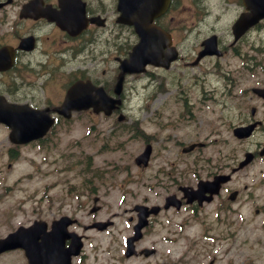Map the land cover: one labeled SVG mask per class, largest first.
Here are the masks:
<instances>
[{"label":"flooded vegetation","instance_id":"af4514ba","mask_svg":"<svg viewBox=\"0 0 264 264\" xmlns=\"http://www.w3.org/2000/svg\"><path fill=\"white\" fill-rule=\"evenodd\" d=\"M215 1L226 4L227 8L233 7L231 9L233 13L235 12L233 20L246 11L243 0ZM210 2L211 0H169L168 10L158 16L159 18L157 17L158 19L155 21L171 33L173 45L177 48H180L179 45L187 35L193 37L191 50L195 56L192 59L190 58L191 60H187L185 54L181 55L180 53L178 60L180 64L187 60L184 65H192L191 61L202 50L205 39L214 34V29L207 31L206 36L204 31V24L213 12ZM236 5L243 7H236ZM119 14L118 0H0V96L7 102L26 104L35 110L49 108V112L55 119V126L44 138L33 141L28 145L45 146L46 148L67 146V143L62 144V136L68 133V127L73 118H66L55 110L63 102L70 86L78 79L86 80V77L96 85L104 86L108 93L113 94L115 77L119 73L118 64L112 74L106 68H101L104 76L115 78L113 81H100L95 78L94 71L89 68V65H91V61L98 64L108 61L115 63L119 58H125L124 50L128 46L132 47V43H136V39L132 43L121 41L120 35H115L113 31L108 32L106 30L107 27L117 24ZM77 17L87 25L85 27L72 25L70 30H67L57 22L58 20L67 22V27H69L71 22L79 21ZM79 28H81V31L75 35L76 29ZM232 44L226 45L228 49L224 50V57L232 53L240 54L237 47H245L246 44H250V41L247 40L245 35H242L236 42L237 47H232ZM254 44L258 45L260 43L255 41ZM111 48L115 52L112 59L109 58ZM254 49L260 51L262 47L254 46ZM208 58L213 60L216 66L220 63V59L215 55ZM233 59L236 62V59ZM252 61L254 59H249L246 63L241 61L236 65L234 71L229 70L227 75L222 76V82L235 84L236 77L242 76L245 71L250 70L254 71L253 75L257 79L264 80V76L260 77V74L255 72L258 70L257 66L259 64L256 63L255 67H250ZM157 69L169 71V69L150 67L144 74L135 75L146 79V88L152 93L146 96L145 100L148 111L136 112L142 115V119L152 123L153 130L147 131L145 129V132H143L147 136L140 135L138 138L145 144L151 143L154 150L159 148L170 152L173 149H182L188 142L185 140L186 127L196 124L195 115L197 109L200 108L191 99L190 92L195 91L202 84L193 81L190 85H185L183 84L184 80L180 79L175 86L171 87L165 78L156 74ZM158 95L161 98L155 105L154 102ZM222 99L225 110L222 113V118L217 119V124L220 125L219 129L222 132L227 133L230 130L233 133L234 128L238 125H249L258 121L254 134L257 132L264 134V99L255 95L250 98L251 105H246L248 102L239 104L238 111L242 118L237 124H234L233 121L234 97L223 96ZM201 103L202 99L199 100V104ZM176 106H179L180 110L173 109ZM91 111L88 110L83 113L93 115L94 113ZM117 114L118 112H114L112 116L115 117ZM105 116L103 115V118H106ZM136 123L142 125V122L138 121ZM111 132L115 133V130L112 129ZM99 134H104L102 129H99ZM197 138L189 140V142H197ZM227 138L225 137V139ZM63 141H67V139ZM263 146L264 139L257 143L256 159L258 151ZM191 164L189 169L197 178L196 181L188 184L186 182V175L188 174L186 160L176 157L167 161L166 177L169 178L167 189L169 193L181 199L182 202L180 210L173 208L170 210L179 213L184 208H191L195 210L196 214L201 212L208 214L214 211L225 213L234 204L239 206L250 204L251 193L248 192L243 195L245 191L250 189V186L243 184L236 187L234 185L236 184L235 175L242 170L233 173L230 181L222 184L220 193L212 201L202 203L195 201L187 204L181 190L183 186L188 185L196 188L201 179L210 180L216 175L228 174L230 170L234 169L235 165L233 164L230 169L228 163L208 162V160L203 159H197ZM96 197H93V202L98 200ZM138 205L128 207L125 212L130 211L133 215L134 212L136 213V206ZM82 206L89 210V223L79 221L76 224L77 220H75L74 225L71 226V231L74 230L73 232L80 233L83 242H85L86 237L89 238V240H86L87 242L90 239L93 241L99 240L97 236L101 235L103 233L101 231L105 229L98 230L93 227L95 223L111 222L113 225L112 220H118L121 215L109 211L102 212L103 207L99 208L97 205L93 206L96 213L92 215L89 199ZM168 211H160L156 216L150 215L149 223L144 228L143 237L138 243L148 239L155 226L156 218ZM97 215H100L101 219H96ZM90 216H95V218L90 219ZM56 218L57 216H54V218L47 220L49 222L51 220L55 221ZM132 220L133 218L129 217V221ZM67 244H69V241H67ZM75 259H78L79 263L88 264V258L85 257L84 260L83 254Z\"/></svg>","mask_w":264,"mask_h":264},{"label":"rangeland","instance_id":"374dc122","mask_svg":"<svg viewBox=\"0 0 264 264\" xmlns=\"http://www.w3.org/2000/svg\"><path fill=\"white\" fill-rule=\"evenodd\" d=\"M227 11L228 8L225 12L218 10V13L212 17V20L218 19L217 25L220 28L224 27L230 20V17L226 15ZM116 31L121 34V41L133 42L134 37L128 30ZM193 40L192 36L187 35L179 45L187 59L193 57L191 50ZM110 50L109 58L112 59L115 52L112 48ZM220 62L230 70H235L236 62L233 57L221 59ZM184 63L174 64L169 71L156 70L155 72L160 77L165 78L171 87L183 79L185 85L199 80V84L204 82L207 84L209 81L208 85L215 88L216 83L211 75H208L207 80L202 78L207 71L206 69L211 67L212 62L207 60L199 68L193 70L189 66H185ZM90 64L89 68L94 71L95 78L100 81L113 80V78L104 76L101 68H106L112 74L117 68V63L108 61L98 64L91 61ZM146 85L145 78H128L127 107L129 110H136L137 98L134 97L136 89L146 88ZM190 93L191 99L199 107V100L202 95L198 88ZM160 98L158 95L154 102L155 105ZM212 108V105H207V107L202 108L201 112H196L195 119L198 122L194 126L186 127V141L197 138L198 134L203 137L212 133L214 117H216ZM173 109L180 110L179 106L173 107ZM141 121L144 122L147 131L153 130L150 121ZM89 122H91L90 125L88 124L90 127L93 121L88 120ZM99 122V128L108 129L111 126V121L99 120ZM88 126L86 116L84 114L79 115L74 119L69 132L62 136L63 140H68L67 147L52 150L34 147L22 148L21 155L17 160L11 158L9 154L11 144L7 131L0 126V236L6 235L19 225H28L35 219L52 218L56 213L66 211L70 213L73 208H77L78 214H82L83 209L77 207L76 199L67 196V190L72 184L81 185L84 177L80 175H82L81 171L85 169L96 171L107 177L104 182L90 183V185L100 188L102 198H104V205L102 206H105L107 210L114 207H127L132 202L143 200L146 196L153 198V192L158 191V189L152 191L150 188L154 185L153 174L158 166L163 163L164 156L168 154L173 157L175 151L168 152L158 149L150 169L138 170L134 158L142 148L140 140L132 139L121 149H101L103 142L94 139V131L91 133V140H88ZM214 137L211 136L212 139ZM125 139H128L126 135L121 137L117 144ZM223 152L226 151H218L216 147L211 146L202 150L201 153L183 159L188 161L198 157L216 158L219 153ZM89 158L93 159V166H79ZM262 169H264V161L254 164L248 169L245 180L250 182L258 179ZM94 174L90 172L88 175ZM87 180H91L90 176L87 177ZM257 192L264 193V185L258 188ZM35 197H41L38 205ZM122 199H124L123 202ZM257 201L262 203L263 200L257 199ZM62 202L63 204H61ZM68 203L71 205H67ZM59 207L66 211L58 210ZM230 219L232 224L219 223V226H213L211 229V234L215 238L213 247L218 258V264H264V212L256 214L251 207L249 210H244L242 215H230ZM200 232V227L196 224L187 228V241L188 243L191 241L195 249H200L203 246L199 239ZM16 256L0 257V264H24L22 260L15 258Z\"/></svg>","mask_w":264,"mask_h":264},{"label":"water","instance_id":"95a60500","mask_svg":"<svg viewBox=\"0 0 264 264\" xmlns=\"http://www.w3.org/2000/svg\"><path fill=\"white\" fill-rule=\"evenodd\" d=\"M140 0H120L119 10L122 12V17H125V23L135 26L136 31L141 37L140 43L136 46L130 54L128 60L121 63L122 74L120 75L116 91L120 89L123 81V76L127 72L140 71L148 62L153 61L156 65H163L168 67L170 62L176 59L177 54L173 49L165 51L170 43V38L159 27L153 25L152 21L157 12H154L153 7L138 8ZM258 7L260 8L259 15H264V0H260ZM143 9V11H142ZM163 10V7H162ZM204 53V52H203ZM165 58V60H163ZM123 75V76H122ZM89 82H78L75 87H87ZM92 86V85H91ZM102 90V89H101ZM103 91V90H102ZM105 98L100 101L94 100L89 96H77V92H71L67 98L69 107L86 108L93 105L96 109H107L102 106ZM101 107V108H100ZM11 111L17 114L3 112L0 108V121L10 125L13 128L12 139L18 138L15 141H27V137H33L34 134L40 133L37 128L39 127L36 122L41 121L42 124L47 122V119L42 116H26L19 107L11 105ZM108 111V110H107ZM39 129V128H38ZM250 127L238 128L235 133L239 137H247L250 135ZM43 133V132H42ZM23 136V138H21ZM151 154V149L148 147L138 157L137 162L148 164ZM250 158L248 157V160ZM247 162V161H246ZM246 162L242 163L243 166ZM224 177L218 176L209 185L200 186L199 194L203 191L212 189V186L219 185ZM193 197H197L194 195ZM60 223L53 225V230L47 232L43 222H36L29 228H19L16 232L8 235L6 238L0 239V252L15 248L23 247L26 250L29 264H69L70 256L77 254L81 244L75 240L71 251H65L63 248L64 230L59 227ZM41 239V241H39Z\"/></svg>","mask_w":264,"mask_h":264}]
</instances>
